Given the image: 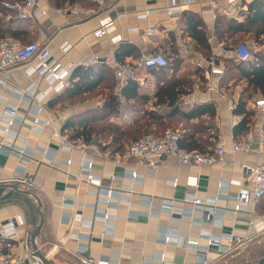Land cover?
<instances>
[{"label":"crops","instance_id":"0c3cea01","mask_svg":"<svg viewBox=\"0 0 264 264\" xmlns=\"http://www.w3.org/2000/svg\"><path fill=\"white\" fill-rule=\"evenodd\" d=\"M217 1L220 5L226 2ZM241 1L247 3L250 0ZM38 6L42 13L25 20L1 8L0 32L4 31V36L19 43L34 41L47 46L53 60L61 67L70 63L82 65V60L91 57L98 58L95 63L103 62L113 74L112 93L117 96L118 108L105 120H100V125L107 121L128 131L142 115L132 107L134 102L126 87L133 80L120 83L114 73L115 62H126L142 79L133 82L137 84L138 94L148 97L144 107L159 113H166L168 109L153 106L157 88L172 79L190 81L182 86L187 93L181 96V106L212 104L216 117L211 133L222 135L228 151L222 161L213 165L184 166L169 159L152 171L135 160H129L125 165L116 164L115 159L124 153L127 145L123 152L112 150L108 146L111 137L105 133L97 141L89 142L97 145L107 158L93 157L89 173L100 177V184L88 183L82 174L81 151L63 149L65 141L60 136L68 142L83 143L81 138L69 140L62 127L68 119H81L91 109L101 108L106 89L97 97L79 100L76 104L66 102L62 106L53 101L68 86L75 67L66 75L64 88L46 93L43 75L27 76L21 67L15 66L8 80L0 85V114L6 108L15 107L17 114L25 118L13 126L12 129L17 131L15 138L7 137L5 141L32 153L20 161L14 153L0 150V231L5 221L15 219L17 235L13 240L0 237V261L4 255L21 252L18 239L26 238L30 243L41 218L43 223L35 243L53 264H80L73 251L82 247V257L94 261L200 264L197 260L200 254L207 256L208 264H217L226 253L218 256L217 247L208 245L207 238H218L222 245L229 244L233 248L255 238L258 232L252 225L264 223V199L257 203L249 200L252 183L241 166H254L262 161L264 149L258 141L264 138V112L254 109L251 101L247 103L254 109L249 128L255 139L252 151L231 153L230 145L237 140L232 131L240 117L232 114L229 105L239 92H233L232 98V90L225 91L220 86L223 74L209 73V59L221 65L223 59L235 58L234 46H225V40L219 42L216 39V19L210 14L209 0H113L104 12L88 0L65 1L60 7L52 5L50 0H38ZM189 16L201 22L200 28L211 45L208 56L197 48L189 33ZM102 17L111 18L115 31L110 36L95 38L92 33ZM150 27L156 30L152 36L147 34ZM115 35L119 39L112 42L111 37ZM64 46H69L68 51H62ZM154 53L163 54L169 65L159 70L143 66L142 59ZM118 54L121 61L116 59ZM175 59L181 62L178 67L174 64ZM199 68L202 71L198 72ZM201 75H205V83ZM32 87L37 96L40 92L45 95L31 103L26 91ZM35 119L40 123L35 124ZM59 159H69L70 163ZM127 170L135 171L142 180L134 181ZM23 178L34 179V182L28 187L20 182ZM99 187L113 190L131 187V191H120V199L110 198L105 202L97 196ZM25 191L34 194L38 201ZM188 195L222 214L206 219L200 210L192 211L191 203L184 201ZM239 195L241 198L237 200ZM238 204L245 205L246 209H236ZM104 211L115 218L103 222L100 215ZM80 219L87 224L90 221V226L80 223ZM165 237L170 240L164 241ZM190 240L196 243H188ZM161 255L163 260H160Z\"/></svg>","mask_w":264,"mask_h":264},{"label":"built area","instance_id":"2783aa9c","mask_svg":"<svg viewBox=\"0 0 264 264\" xmlns=\"http://www.w3.org/2000/svg\"><path fill=\"white\" fill-rule=\"evenodd\" d=\"M93 3L101 12H104L106 8L112 3L113 0H88ZM189 2L190 0H184ZM246 3H242L241 0H226L225 5H220L217 0H209V11L211 16L214 19L218 17L233 18L237 21H243L246 14ZM2 8L8 10L12 13H15L17 18L25 20L31 17L32 15L37 17L42 11L38 6V0H16V1H3ZM115 31V27L111 18L102 17L98 19V27L92 33L93 37L100 38L104 35L110 36ZM156 32L154 27H150L147 31L149 36L154 35ZM119 39L118 35L111 37L112 42H115ZM256 45L253 43H238L233 48V55L235 59L239 61L248 60L252 51L255 49ZM69 46H64L62 48L63 52L68 51ZM98 61L97 57H91L89 59H84L81 61L82 65H87L89 63H95ZM142 64L146 68L150 69H159L165 68L168 66L167 58L161 53H154L149 56H146L142 59ZM15 66L21 67L23 73L27 76L32 74L43 75L47 88L45 92L51 90L58 91L59 89L64 88L67 85L65 79L66 75L69 74L70 69L75 67L73 64H69L66 67H61L56 63L52 58L47 46L41 45L38 42H26L19 43L10 38L2 37L0 38V85H3L10 76V71ZM114 73L116 79L122 83L129 80L133 81H142L134 69V67L126 62H115L113 65ZM209 73L212 75H222L224 70L220 64L214 63L213 59H209ZM45 92H40V95L37 96V91L35 87L28 89L27 99L28 102H31L36 99H41L45 95ZM34 102V101H33ZM40 106V105H39ZM234 104L229 105V109L232 110ZM253 107L257 111L264 112V96L256 97L253 101ZM39 108V107H38ZM4 115V116H3ZM8 116V118L5 117ZM24 116L21 117L17 114V109L6 108L2 114H0V132H2L3 137L0 138V150H8L10 153L17 155L18 159H24L28 157L32 152L27 148H18L14 144H9L10 142L5 141L8 137L15 138L17 131L13 130V126L16 123L23 122ZM35 124L40 122L36 119L34 120ZM62 140L65 141V144L62 145L63 149L71 151L72 149H79L82 153V174L84 179L88 183L94 185L100 184V177H96L89 173L93 164L94 156H103L107 158V154H102L100 149L95 144L90 143H75L68 142L64 136H60ZM254 136L251 132H248L241 138L234 140L229 151L233 154L235 153H249L252 151L254 144ZM259 146L264 149V138H261L258 141ZM227 147L224 141V138L220 133L215 134L213 137V147L209 149L208 152L202 153L198 150H187L180 145V135L178 131L166 129L163 133L159 135H154L153 133H146L139 137L138 139L133 140L129 145L125 147L124 153L115 159V163L118 165H125L129 160H135L137 163L147 167L152 171H156L161 165L165 164L167 160L171 159L175 163L184 166H209L213 165L219 161H222L227 153ZM27 152V154H26ZM64 163H70L69 159H59ZM241 169L249 174L250 180L252 183V189L250 192L249 200L252 203H257L262 197H264V155H262V161L259 164L254 166L242 165ZM127 174L134 181L142 180L135 171L127 170ZM20 182L24 183L30 187L34 179L23 178ZM174 184V183H173ZM97 196L103 198L105 202L110 198L121 197V192H130V188H121L120 190L106 189L99 187ZM121 191V192H120ZM120 196V197H119ZM241 198L239 195L237 200ZM186 202L191 203L192 211L198 209L201 211L202 215L207 219H213L218 213L209 207L207 204L201 203L195 196L188 195L184 198ZM148 201H150L148 199ZM83 204V203H81ZM80 205V203H79ZM236 209H246L245 205H237ZM101 219L104 221H112L115 217L109 215L107 212H102L100 215ZM20 222L21 220L18 219ZM80 223L83 225L90 226L91 222L85 223L80 219ZM16 220H7L1 226L0 237L4 240L17 239L16 230H15ZM22 223V222H21ZM256 232H261L264 230V223H256L252 225ZM169 237H165L164 241H169ZM19 245L21 247V252L11 253L4 255L1 258L0 264H41L38 257L35 255V252L31 246V243L24 238L19 240ZM188 243L195 244L196 241L190 240ZM208 245L216 246L218 249L217 255H222L232 249L228 245H222L220 240L215 237L207 238ZM74 254L78 257L80 264H120L116 261H106L98 260L94 261L92 259H86L82 257L84 252L82 248H76L73 251ZM114 259V258H110ZM160 260H163V255H161ZM197 260L200 264H208L206 255H197Z\"/></svg>","mask_w":264,"mask_h":264},{"label":"trees","instance_id":"16d2710c","mask_svg":"<svg viewBox=\"0 0 264 264\" xmlns=\"http://www.w3.org/2000/svg\"><path fill=\"white\" fill-rule=\"evenodd\" d=\"M3 1L16 0H0V9ZM50 1L52 5L60 7L65 1L73 2L74 0ZM246 6V14L243 21L226 17H218L216 19L214 34L219 42L225 40V46L230 45L234 37L241 34L251 36L253 38L251 42L255 45L256 42L260 45L264 44V0H250L246 3ZM188 18L190 20L188 26L190 35L195 40L196 46L202 54L208 56L211 45L205 31L200 28L201 22L194 16H189ZM4 33V31L0 32V38L8 37L4 36ZM116 59L122 60L119 54L116 55ZM222 62L221 66L224 73L223 77H221L220 86L225 91L231 89L232 98L234 96L233 92H235L234 88L238 85L241 86L237 97L232 99L233 101L231 100L234 104L232 114L240 117L232 131L233 137L238 139L249 132L252 123L254 109L248 107L247 103L249 101L253 103L256 97L264 96V50H253L251 57L246 61L226 58ZM180 63L179 59L174 60L176 67ZM199 70L202 71L201 68L197 71L199 72ZM201 79L204 83L206 82L205 75H201ZM189 82L179 78L172 79L157 88L153 96V106H165L168 109L166 113L146 109L144 103L148 100V97L138 94L136 83L133 81L128 82L126 87L129 89L134 102L132 107L137 109L138 112H142L141 117L135 120L131 130L129 129L128 131L118 127L117 124L108 123L107 121L101 125L99 124L100 120H105L107 116L118 108L117 96L112 93L114 88L113 74L103 62L75 66L68 86L55 97L53 102L55 104L61 103L62 106L66 102L73 104L75 99H79L82 96L85 97L87 94H94L95 96L98 95V93H95L98 90H101L100 94L105 89L107 91L101 108L91 109L80 117L81 119L66 120L62 127V132H66L69 140L81 138L84 143H89L91 140L97 141L99 136H103L106 133L111 137V144L108 146L114 151L123 152L124 146L129 145L133 140L146 133L159 135L175 121L174 129L179 132L180 145L187 150H198L206 153L213 147V137L216 133H211V130L214 127L216 110L212 104H199L190 108L181 106V96L187 93V90L183 89L182 86L186 83L188 85ZM230 82H232V86ZM204 115L208 116V118H202ZM191 120L197 121L191 122ZM152 127L154 129H151ZM123 142L126 144H123Z\"/></svg>","mask_w":264,"mask_h":264},{"label":"rangeland","instance_id":"374dc122","mask_svg":"<svg viewBox=\"0 0 264 264\" xmlns=\"http://www.w3.org/2000/svg\"><path fill=\"white\" fill-rule=\"evenodd\" d=\"M253 41V38L251 36L246 35H236L234 37L232 43L228 45V47H233L238 43L242 42H250ZM32 42V41H28ZM231 42V41H230ZM257 50H264V44L260 45L258 42H256V47L254 51ZM232 82H230V85ZM232 86V85H231ZM240 85L236 86L234 90L236 92H239L240 90ZM101 90H98L95 93L100 94ZM104 92V91H103ZM82 96L81 98H77L74 100V104L78 103V100H87L91 99L93 97H97V95L94 96V94L90 95L87 94L84 98ZM176 125V122H172V124L169 125V127H166L167 129L173 130ZM177 127H179L177 125ZM164 128V129H166ZM175 130V129H174ZM151 131V130H148ZM217 264H264V230L259 232L255 238L250 239L249 241L246 242V244L240 246V247H232L231 250L226 252L225 256L221 261H218Z\"/></svg>","mask_w":264,"mask_h":264},{"label":"water","instance_id":"95a60500","mask_svg":"<svg viewBox=\"0 0 264 264\" xmlns=\"http://www.w3.org/2000/svg\"><path fill=\"white\" fill-rule=\"evenodd\" d=\"M25 193L28 194V195H31L32 197H34L38 201L37 197L34 194H32L31 192L25 191ZM38 204L40 205L39 202H38ZM42 223H43V219L41 218L40 223L36 226V228L34 229L32 235L30 237V243H31V246H32V248H33V250L35 252V255L38 257V259L40 260L41 264H53L48 259V257H46V255H44L42 253V251L38 248V246L35 243V237L37 236V234H38V232H39V230H40V228L42 226Z\"/></svg>","mask_w":264,"mask_h":264}]
</instances>
